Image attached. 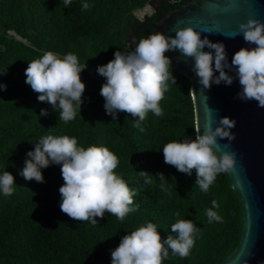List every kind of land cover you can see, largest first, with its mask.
I'll list each match as a JSON object with an SVG mask.
<instances>
[{
  "label": "trees",
  "instance_id": "1",
  "mask_svg": "<svg viewBox=\"0 0 264 264\" xmlns=\"http://www.w3.org/2000/svg\"><path fill=\"white\" fill-rule=\"evenodd\" d=\"M128 1L72 0L65 8L62 0H0V29L13 31L24 39L29 47L23 49L29 54L77 53L83 64L86 57L78 51L81 40L96 36L121 43L128 39L133 41L134 50L141 38L153 34L152 23L188 0H158L146 20H138L127 11ZM84 3L90 6L87 10H82ZM0 64L16 75L20 105L17 117L25 127L21 140L0 153V175L7 171L15 178L11 196L0 192V264H111V251L119 246L123 236L153 223L163 240L168 235L175 236L171 226L178 219L191 220L200 231L186 258L172 256L169 250V258L163 264H218L235 249L242 229V209L227 173L219 174L209 191L203 193L196 186L195 170L188 176L164 162L165 144L195 138L190 84L171 66L169 71L176 84L169 81V91L160 102L163 116L148 112L141 132L134 126L138 117L123 112L115 121L107 117L100 95L106 80L97 73L98 66H88V71L82 72L94 84L96 100L91 113L77 125L81 113L65 123L58 119L59 109L56 112L47 102L38 101L39 94L25 83V64L14 67L1 56ZM32 108L38 114L36 121L32 119ZM41 109L48 114L41 116ZM103 133L110 137L105 139ZM46 135L75 137L78 145L85 148L95 145L113 150L115 146L119 164L114 171L137 192L133 207L139 205L138 210L127 214L123 221L106 213L107 225L76 221L62 213L61 166L42 169L44 183L27 181L20 175L25 162H20L19 157L33 151L35 143ZM140 172L153 175L150 185L144 183ZM158 173H163L168 181V192L161 190ZM213 200L219 204L214 210L223 223H208L206 209ZM177 212L179 216L175 215Z\"/></svg>",
  "mask_w": 264,
  "mask_h": 264
},
{
  "label": "clouds",
  "instance_id": "2",
  "mask_svg": "<svg viewBox=\"0 0 264 264\" xmlns=\"http://www.w3.org/2000/svg\"><path fill=\"white\" fill-rule=\"evenodd\" d=\"M62 3L67 8L72 0H62ZM89 7L84 3L82 10ZM238 35H243L244 41L255 47L251 50L241 48L233 55L231 63L223 43H212L207 37L201 39V33L191 27L176 30L174 37L154 32L141 38L134 50L116 51L113 60L97 68V73L106 80L100 89L106 114L113 121L121 112L138 117L134 126L141 132L144 131L141 123L148 112L163 116L160 102L169 91V81L176 84L169 71L172 61L165 55L169 51H178L183 57L194 60L192 71L204 90H210L212 84L231 86L238 79L241 91L236 99L241 102L254 100L258 107L264 108V23L257 19L240 23L236 33L229 37ZM205 47L214 50V54L203 51ZM85 68L86 64L81 66L73 53L61 57L48 51L28 63L25 83L39 94V102H47L55 111L59 109L58 119L68 123L82 110L85 84L81 73ZM6 87L0 84V91ZM192 93L194 90H190L189 94ZM211 112L209 109L203 134L197 126L194 139L169 142L162 149L165 164L188 176L195 170L196 186L203 193L209 191L219 174L231 172L236 163V153L226 150L236 138L231 131L236 121L229 117L217 121ZM47 114L41 109V116ZM225 139L229 143L221 149L218 141ZM118 164L117 155L107 147L85 148L78 145L75 137L46 135L26 154L20 175L27 181L44 183L41 170L50 165L61 166L64 183L59 188L60 210L73 220L97 225L96 218L103 219L106 213L123 221L127 214L139 208V205L133 207L137 192L114 171ZM139 175L144 177L145 184L152 183L153 175L147 172ZM157 176L161 190L168 192L165 187L168 181L163 173ZM14 181V176L7 171L0 175V192L5 197L13 194ZM211 204L206 209L208 223H223V218L214 210L219 208L218 202L213 200ZM175 215L179 216V212ZM198 231L200 229L191 220L178 219L171 226L175 236L168 235L162 240L156 225L147 223L122 237L119 246L111 251V264H163L169 258V250L172 256L186 258ZM248 255L252 253L249 251Z\"/></svg>",
  "mask_w": 264,
  "mask_h": 264
},
{
  "label": "water",
  "instance_id": "3",
  "mask_svg": "<svg viewBox=\"0 0 264 264\" xmlns=\"http://www.w3.org/2000/svg\"><path fill=\"white\" fill-rule=\"evenodd\" d=\"M249 19L264 23V0H188L152 23V28L153 34L160 32L174 37L176 30L191 27L201 33V39L207 37L212 43H223L231 63L233 55L241 48L251 50L255 47L246 43L243 35L229 37L236 33L240 23H247ZM128 46L125 53L133 49L132 40L128 41ZM203 51L214 54V50L207 47ZM165 55L172 61V68L189 82V92L194 90L190 94L194 127L200 126L201 134L209 109L217 121L222 117L236 121L231 130L236 138L226 149L236 153V163L227 175L231 189L241 202L242 229L235 249L218 264H264V108L258 107L254 100L241 102L236 99L241 91L238 79L231 86L212 84L210 90H204L192 71L193 59L183 57L178 51ZM218 143L223 149L229 142L225 139Z\"/></svg>",
  "mask_w": 264,
  "mask_h": 264
},
{
  "label": "rangeland",
  "instance_id": "4",
  "mask_svg": "<svg viewBox=\"0 0 264 264\" xmlns=\"http://www.w3.org/2000/svg\"><path fill=\"white\" fill-rule=\"evenodd\" d=\"M158 2V0H129L126 5L127 11H130L138 20H142L145 16L152 13L154 9L153 6ZM149 8V11L146 9ZM128 39L119 43L114 38H106L104 40L98 39L96 36H91L85 40H81L78 44V51L82 52L85 57V63L81 64L83 66L86 64L85 71L88 66H103L106 65L109 61L114 59V53L118 50L125 52L129 49ZM29 47V44L24 40L18 37L13 31H4L0 29V56L2 58H8L10 64L14 67H17L19 63H23L28 67L34 59L42 57L45 52H38L36 54H29L23 48ZM56 54V53H55ZM79 57L77 53H74ZM61 56V55H59ZM63 57V56H61ZM81 80L85 84V92L82 99L84 103L82 104V111L79 118L76 120L77 125L82 119H86L87 116L92 111V105L95 102L94 96V84L88 80L83 73H81ZM0 84L6 85V90L0 91V153L5 150L11 149L16 145L25 132V127L23 123L18 122L17 117V104L19 97V87L16 82V75L7 71L5 67L0 64ZM24 103H27L26 100H23ZM28 104V103H27ZM33 109L32 119L37 120L38 114L35 109ZM104 109V106H103ZM105 110V109H104ZM106 112V111H105ZM107 117L110 118L109 115ZM103 137L109 138L110 136L107 133L101 134ZM103 139V138H102ZM109 149V147H107ZM114 150V151H113ZM113 150L116 155L117 148L114 146ZM26 156H20V162H25ZM33 182H31L32 184ZM97 221L100 225L109 224L105 218L101 219L97 217Z\"/></svg>",
  "mask_w": 264,
  "mask_h": 264
},
{
  "label": "bare ground",
  "instance_id": "5",
  "mask_svg": "<svg viewBox=\"0 0 264 264\" xmlns=\"http://www.w3.org/2000/svg\"><path fill=\"white\" fill-rule=\"evenodd\" d=\"M146 11H149V8H147Z\"/></svg>",
  "mask_w": 264,
  "mask_h": 264
},
{
  "label": "flooded vegetation",
  "instance_id": "6",
  "mask_svg": "<svg viewBox=\"0 0 264 264\" xmlns=\"http://www.w3.org/2000/svg\"><path fill=\"white\" fill-rule=\"evenodd\" d=\"M157 6V3L155 4V7Z\"/></svg>",
  "mask_w": 264,
  "mask_h": 264
}]
</instances>
